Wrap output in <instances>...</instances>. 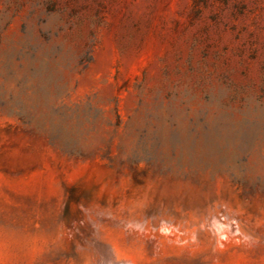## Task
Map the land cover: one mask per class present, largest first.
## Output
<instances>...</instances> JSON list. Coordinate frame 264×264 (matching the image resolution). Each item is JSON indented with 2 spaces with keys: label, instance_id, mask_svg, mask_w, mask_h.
Listing matches in <instances>:
<instances>
[{
  "label": "rangeland",
  "instance_id": "obj_1",
  "mask_svg": "<svg viewBox=\"0 0 264 264\" xmlns=\"http://www.w3.org/2000/svg\"><path fill=\"white\" fill-rule=\"evenodd\" d=\"M111 257L264 264V0H0V264Z\"/></svg>",
  "mask_w": 264,
  "mask_h": 264
},
{
  "label": "bare ground",
  "instance_id": "obj_2",
  "mask_svg": "<svg viewBox=\"0 0 264 264\" xmlns=\"http://www.w3.org/2000/svg\"><path fill=\"white\" fill-rule=\"evenodd\" d=\"M101 258H102V256H101ZM94 259V258H93ZM129 259V258H128ZM127 258L126 259H116V258H110V259H108V261H107V263L106 264H131V263H133V262H130L129 260H128ZM94 261H95V259H94ZM102 261V260H101ZM100 261V262H101ZM89 264V263H88ZM101 264V263H100ZM103 264H104V262H103Z\"/></svg>",
  "mask_w": 264,
  "mask_h": 264
}]
</instances>
